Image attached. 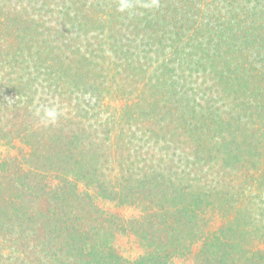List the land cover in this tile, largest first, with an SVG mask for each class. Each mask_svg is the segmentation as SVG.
Wrapping results in <instances>:
<instances>
[{"label": "trees", "instance_id": "1", "mask_svg": "<svg viewBox=\"0 0 264 264\" xmlns=\"http://www.w3.org/2000/svg\"><path fill=\"white\" fill-rule=\"evenodd\" d=\"M5 1L0 240L27 264H264V5L225 0L224 22L217 0ZM79 91L96 114L59 96Z\"/></svg>", "mask_w": 264, "mask_h": 264}, {"label": "rangeland", "instance_id": "2", "mask_svg": "<svg viewBox=\"0 0 264 264\" xmlns=\"http://www.w3.org/2000/svg\"><path fill=\"white\" fill-rule=\"evenodd\" d=\"M4 1V0H2ZM242 3H247L250 6L256 5L258 6V8H260L261 6L264 5V1L263 0H258L257 3H255L254 0H241ZM218 5L216 6V11L213 12V14H211L212 17H217L218 16V21H228L230 16L233 14V11H231V9L229 8V6L227 5V1H223V0H217ZM5 4H11V0H6ZM142 7L141 5H138L137 8ZM137 14H140L141 16H143L144 14H142L141 12H136ZM216 19V18H215ZM154 49V48H152ZM156 50V49H155ZM71 97V99L73 100V102L71 103L72 106H75L76 104H80L79 106V113L83 112V110H87L89 115L92 114H96L97 110L94 109L93 106V101H94V97L93 95H91L90 93H82V91H79L77 94L74 93L73 95L71 94H60V98L63 99L66 96ZM20 97H16L13 93L9 92L6 89H3L0 93V112L1 113H5L10 111V113H12V109L14 108V106L8 107V104L11 105H17V100ZM90 104L89 106L87 104ZM23 106V104H22ZM67 105L63 102H61L60 100H58V103L56 102L55 107L57 109H59L56 113H67L69 111V108L66 107ZM35 107V108H34ZM7 108V110L5 109ZM35 109V110H34ZM47 109H49V107H47ZM29 110L32 112V114H38V110H39V114L42 112L43 110V105L42 102L40 101L39 104H35L32 103ZM34 110V111H33ZM75 109L71 111L72 113H75ZM5 116L3 118H7L8 115L11 114H4ZM108 114H104L101 113V117H103L101 120H104V118L106 119L108 116ZM99 123V122H98ZM5 148H2L0 146V155L2 157H4ZM262 198H264L263 194H260ZM101 206H103V208L110 210V211H119L121 212V214L129 217L131 216L133 213H135V211H132L130 209H117L114 207L113 203H109V202H105V201H101L100 202ZM7 236H5L3 239H1L0 241V250L2 251L1 253V259H0V264H20L23 262V264H27V261L25 259L21 260L19 258H22V256L18 255L17 252H13L14 249L11 246L10 241L12 238V235L9 236L8 240H7ZM19 244H22V242H19ZM114 245L116 247V249L119 251V253L126 257V258H134L136 256H138L142 249L140 247V244L138 243V241L136 240V238L128 233H124V234H117L116 237L114 238ZM2 246V247H1ZM49 250L46 249V251L43 253V255L46 253V256H49L51 258H53V256H51V254L48 252ZM43 258V257H42ZM41 264H52L49 261H46L45 259H43L41 261ZM172 264H192L191 260H188L187 258H174L173 263Z\"/></svg>", "mask_w": 264, "mask_h": 264}, {"label": "clouds", "instance_id": "3", "mask_svg": "<svg viewBox=\"0 0 264 264\" xmlns=\"http://www.w3.org/2000/svg\"><path fill=\"white\" fill-rule=\"evenodd\" d=\"M126 7H128L127 4H122L121 5V10H123ZM38 114H39V110H38ZM56 117H57V113H56L55 109H45L44 110L43 119L45 121L54 122L56 120Z\"/></svg>", "mask_w": 264, "mask_h": 264}]
</instances>
